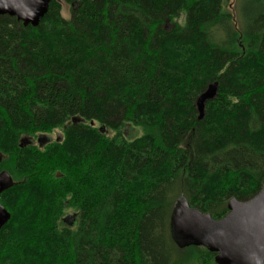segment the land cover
Here are the masks:
<instances>
[{"label":"trees","instance_id":"obj_1","mask_svg":"<svg viewBox=\"0 0 264 264\" xmlns=\"http://www.w3.org/2000/svg\"><path fill=\"white\" fill-rule=\"evenodd\" d=\"M127 125L142 134L126 140ZM54 129L60 140L33 144ZM0 157V264H215L177 246L171 216L184 200L219 220L264 183V0L232 13L224 0H55L37 27L0 16Z\"/></svg>","mask_w":264,"mask_h":264},{"label":"water","instance_id":"obj_2","mask_svg":"<svg viewBox=\"0 0 264 264\" xmlns=\"http://www.w3.org/2000/svg\"><path fill=\"white\" fill-rule=\"evenodd\" d=\"M52 1L55 0H0V16L13 17L24 27H37ZM217 91L218 83L214 82L197 97L198 121L204 117L205 105L216 98ZM37 143L41 147L48 141L38 139ZM10 185L9 176L0 174V194ZM227 211L225 217L214 220L209 214L191 208L184 200L177 201L170 222L174 242L179 248L196 246L215 254V264H264V183L246 201L229 199ZM9 218L0 204V231ZM70 219L73 218L64 221Z\"/></svg>","mask_w":264,"mask_h":264},{"label":"rangeland","instance_id":"obj_3","mask_svg":"<svg viewBox=\"0 0 264 264\" xmlns=\"http://www.w3.org/2000/svg\"><path fill=\"white\" fill-rule=\"evenodd\" d=\"M60 3V15L63 19L68 20L71 16V8L68 4H65L62 1H59ZM235 4H236V0H224V7L226 8V10H228L229 12H233L234 8H235ZM142 134L141 130L138 127H134L131 125H127L124 129H123V136L126 140H133L135 138H138L140 135ZM109 135H113L112 132L109 133ZM44 138L47 139L48 143L49 142H54V141H58L62 138V131L60 129H54L53 131H51L50 133H47L45 135H41L38 136L36 139H34L33 144L38 146L37 140L40 139L41 141H44ZM75 212L74 210H72L71 208H66L64 210L63 213V218H68V217H72V221L71 224H67L69 226L67 227H74L75 224ZM60 226H65V224L63 223V221L60 222ZM72 226V227H71ZM202 255V258L200 260H196L195 262H192L190 264H214L212 261H210L209 257H206V255L204 253H200ZM182 257V256H181ZM198 258V257H197ZM199 259V258H198Z\"/></svg>","mask_w":264,"mask_h":264},{"label":"flooded vegetation","instance_id":"obj_4","mask_svg":"<svg viewBox=\"0 0 264 264\" xmlns=\"http://www.w3.org/2000/svg\"><path fill=\"white\" fill-rule=\"evenodd\" d=\"M57 141V140H56ZM44 146V145H43Z\"/></svg>","mask_w":264,"mask_h":264}]
</instances>
